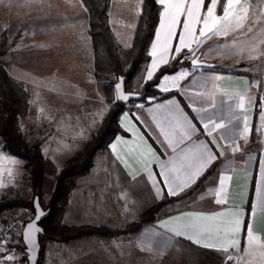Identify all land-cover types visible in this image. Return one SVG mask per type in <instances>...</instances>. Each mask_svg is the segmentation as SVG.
<instances>
[{
  "label": "crops",
  "instance_id": "obj_1",
  "mask_svg": "<svg viewBox=\"0 0 264 264\" xmlns=\"http://www.w3.org/2000/svg\"><path fill=\"white\" fill-rule=\"evenodd\" d=\"M144 1H110L109 24L121 48H130L133 43ZM224 2L218 3L217 15L223 14ZM244 3L249 6V20L243 29L229 32L235 34L230 39L232 45L242 51L234 58L221 60L216 55V44L222 42V35L199 45L192 43L191 51L186 47L175 52L186 16L180 17L176 35L164 52L162 41L156 39L158 32L163 39L165 31L160 27L164 5L158 0L161 9L149 47L150 60L141 73L149 80L148 71H153V78L182 56L190 65L182 68V78L174 79L178 76L175 74L166 79L173 81L169 90L161 87L163 92H175L173 96L127 105L120 117L124 134L96 154L93 167L85 175L72 181L62 222L71 227L119 231L163 199L172 201L154 222L143 225L137 233L51 243L56 246L55 261L48 264H264V248L259 246L264 243V78L257 68L264 59V0H241ZM81 11L88 13L82 0H3L0 32L3 35L10 25L23 24V18H45L46 27L48 18L76 17ZM248 27L251 31L246 30ZM153 44H157L155 56ZM196 59L206 65H192ZM221 61L238 69L223 70ZM94 83L93 91H98ZM130 91L139 92V88ZM240 97L243 107L238 106ZM87 106H81L83 113L78 119L66 116L56 120L51 126L53 140L40 141L43 155L59 169L98 130L93 120L96 116L88 115L95 110ZM219 123L225 127L215 128ZM209 154L215 159L209 160ZM169 185L175 194H169ZM237 220L239 230L233 231ZM248 227L258 241L245 254ZM232 240L240 242L239 251L234 247L227 252L217 250ZM205 244L215 247L207 248ZM229 255L233 259H227Z\"/></svg>",
  "mask_w": 264,
  "mask_h": 264
},
{
  "label": "rangeland",
  "instance_id": "obj_2",
  "mask_svg": "<svg viewBox=\"0 0 264 264\" xmlns=\"http://www.w3.org/2000/svg\"><path fill=\"white\" fill-rule=\"evenodd\" d=\"M23 19L25 20L23 24H12L8 28L9 31L3 34L6 36L7 41L3 49L4 53L0 56V65L6 69L13 80L24 85L31 94L30 107L26 114L19 117L18 122L19 129L28 147L31 149L39 148L41 151V139L44 138L48 142L53 140L54 129L51 128L53 123L56 120L65 119L66 116L69 119H78L83 113L81 106L88 105L90 110H95L93 113H88V115L90 118L96 116L93 120L98 124V130L71 154L67 166L75 160V153L80 151L97 134L108 115L106 112H109L111 106L117 102L116 94L112 103H109L99 91H93L95 58L93 42L88 33L90 21L88 13L81 11L76 17L48 18L50 20L45 23L46 27L43 25V20H47L45 18L28 17ZM1 34L2 32H0V37ZM232 35L235 34L222 35V42L216 44L218 47L216 55L219 59L222 57L225 60L234 58L241 53L242 49L232 45L233 43L230 40ZM130 48L122 49L129 50ZM185 58L182 56L175 59L174 61H179L176 71L161 77L157 87L161 96L171 93L161 90V87L169 90L168 88L173 84V81L170 83L169 80L165 79L166 77L168 79L175 74H178L176 78L183 77L184 71L182 68L190 65L189 62L184 60ZM221 62L222 64L219 66L223 70L238 69V67L226 61ZM145 65L128 84V91L138 86L139 93H142L146 85L154 80L157 74L147 80L146 74L141 73ZM128 67L129 64H126L125 68ZM257 68L263 73L261 74L264 78V59L257 64ZM163 79L164 83L162 82ZM94 84L96 86L97 81ZM88 86L90 87L88 88ZM150 100L156 99L150 97L145 102ZM133 102L125 104L126 109L127 105ZM261 104L264 108V96ZM106 148L99 150L97 153L106 150ZM44 158L52 162L58 173L66 167L59 169V166L51 159L45 156ZM81 159L82 156L77 158L78 161ZM29 168L27 161L5 151L0 140V205L6 206L0 213L5 214L7 217L23 210L33 211L35 214L34 207H32L35 194ZM49 178L54 180L56 175H50ZM53 191L54 183H47L41 195V202L45 209L50 204ZM131 224H127L119 231H113L122 232ZM120 235L124 234L116 236ZM55 241L61 240H57L54 236H42L41 264H45L46 258L47 264L54 263L56 246L51 245V243ZM70 252L69 250V255H71ZM49 254H52V259L49 258ZM26 258V248L21 237L15 247V254L12 259L0 262V264H28Z\"/></svg>",
  "mask_w": 264,
  "mask_h": 264
},
{
  "label": "trees",
  "instance_id": "obj_3",
  "mask_svg": "<svg viewBox=\"0 0 264 264\" xmlns=\"http://www.w3.org/2000/svg\"><path fill=\"white\" fill-rule=\"evenodd\" d=\"M110 1L82 0L90 18L88 33L93 42L94 76L98 91L107 102L112 103L115 95L114 85L119 77L126 76L128 78L126 82L128 91V84L142 66L149 62V47L155 35L161 8L158 0L144 1L143 14L133 44L129 50H123L119 47L109 24ZM6 41V36L2 35L0 37V56L4 53ZM126 64H129L128 68H125ZM178 64L179 61L176 60L170 66L160 69L154 80L149 82L142 91L145 92L142 101L150 97L162 100L174 95L171 92L161 96L157 87L161 77L165 74L174 73ZM30 99L29 90L21 83L13 80L6 69L0 65V140L3 149L29 163L34 194L35 197L40 198V201L46 184L54 183L50 204L47 209L43 207L45 210L51 209V213L42 223L44 229L42 236L49 235L56 237L57 240L73 241L91 236L110 238L118 234L137 233L143 225L154 222L161 209L172 201L170 198L163 199L162 202L143 214L139 221L132 223L122 232H115L106 228L65 225L62 222V217L71 193L72 181L85 175L93 167L95 155L99 150L108 147L116 136L124 134L120 126V117L126 111V105L118 101L113 104L97 134L80 151L75 153V160L58 173L52 162L44 158L39 148L31 149L28 147L19 129V117L27 113L30 107ZM81 156L82 159L78 161L77 158ZM50 175H56V178L51 180ZM5 207V205H0V212ZM247 222L245 227H247ZM42 236L40 237L41 246ZM42 251L39 264H41Z\"/></svg>",
  "mask_w": 264,
  "mask_h": 264
},
{
  "label": "snow or ice",
  "instance_id": "obj_4",
  "mask_svg": "<svg viewBox=\"0 0 264 264\" xmlns=\"http://www.w3.org/2000/svg\"><path fill=\"white\" fill-rule=\"evenodd\" d=\"M3 0H0L2 3ZM159 2L164 5V12L162 13L161 19V29H164L163 39L161 37V33L158 32L156 39L157 42L162 41V50L167 52L169 50V41L173 36L176 35L175 28L176 25L180 22L181 16H186V19L183 21V32L179 35V47L175 48V52L179 53L183 48H190L192 43H196L199 45L206 39H211L212 36L219 35H227L230 31L243 29L245 27V23L249 20L248 10L249 6L247 3L241 4V0H225L222 5V15H217V7L220 0H208V3H205V0H159ZM203 11V15L201 14ZM199 27L198 35H197V26ZM247 31H251V27L246 29ZM153 52L152 55H156L157 44H153ZM255 50V49H253ZM161 60L164 63H167V60L161 56ZM195 63V61H194ZM157 66L156 62H153L152 68L155 69ZM148 78L151 79L153 75V71H148ZM183 75V74H182ZM167 79V77L165 78ZM178 79V78H174ZM118 96L117 99L126 100L128 97L124 95L122 92H119L120 85L117 86ZM239 107H243V97H240ZM264 120V116L261 117ZM208 125H205L207 128ZM215 128H224L225 125L223 123L215 124ZM167 139V137H166ZM169 143H171L169 141ZM115 148V145L112 146ZM238 149L234 148L233 151ZM223 155V152L220 153ZM208 159H215L214 156L209 154ZM168 177L165 175V180L167 181ZM224 178H221V184H223ZM159 192V189H158ZM169 194H175V190L169 185ZM218 203L220 201H217ZM38 207V203H37ZM42 215V213L40 214ZM40 218L37 215L36 219ZM236 228L233 231L239 230V220L236 222ZM28 232H26V238L30 233H34L39 231V229L35 226V224H28L27 226ZM177 235L181 233L177 232ZM192 239V237H188ZM258 241V237H256L252 231L251 227L247 228V244L248 248L245 249V254H248V249ZM194 243L199 244V240H195ZM207 248L215 247L212 244L203 245ZM261 248H264V243L259 245ZM229 247H234L237 251L240 250V242L238 240H232L229 242L228 246L223 247L224 252L228 251ZM9 260L12 259L11 256L8 257ZM227 259H233L232 255H229ZM238 259H242L238 258ZM261 259L264 260V252H261Z\"/></svg>",
  "mask_w": 264,
  "mask_h": 264
},
{
  "label": "water",
  "instance_id": "obj_5",
  "mask_svg": "<svg viewBox=\"0 0 264 264\" xmlns=\"http://www.w3.org/2000/svg\"><path fill=\"white\" fill-rule=\"evenodd\" d=\"M195 61V63H194ZM192 65L194 66H204L205 63L200 62L198 59L192 61ZM128 78L126 76L119 77L118 81L115 83V94H116V101L127 104L133 101H141L145 97V92L139 93V92H130L126 89V82ZM120 85L119 92H122L124 95L128 97L126 100L117 99L118 96V90L117 85ZM38 203V207H37ZM33 207L35 210V217L34 219L27 223L23 233H22V239L24 246L26 248V254H27V261L28 264H39L40 261V255L42 251V246L40 243V237L44 234V229L42 227V223L49 217L51 213V209L45 210L43 206L41 205L40 198L38 196L35 197L33 202ZM42 213V215H40ZM37 215L40 216V218L37 220ZM28 224H35V226L39 229V231H36L34 233H30L28 237L26 238V232H28Z\"/></svg>",
  "mask_w": 264,
  "mask_h": 264
},
{
  "label": "built area",
  "instance_id": "obj_6",
  "mask_svg": "<svg viewBox=\"0 0 264 264\" xmlns=\"http://www.w3.org/2000/svg\"><path fill=\"white\" fill-rule=\"evenodd\" d=\"M35 217L33 211L23 210L7 217L0 213V262L13 257L15 247L27 223Z\"/></svg>",
  "mask_w": 264,
  "mask_h": 264
}]
</instances>
